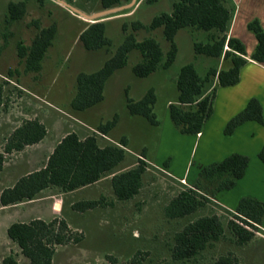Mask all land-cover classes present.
<instances>
[{"label":"trees","instance_id":"trees-1","mask_svg":"<svg viewBox=\"0 0 264 264\" xmlns=\"http://www.w3.org/2000/svg\"><path fill=\"white\" fill-rule=\"evenodd\" d=\"M73 1V0H69ZM130 0H99L101 9H108L128 3ZM146 5H153L159 0H142ZM27 0L10 1L6 8L7 23L21 19L26 13ZM231 20V11L223 0H177L170 11H163L152 17L148 25L141 21L124 22L123 41L95 71H81L76 76V91L70 105L74 110H85L99 103L104 98V86L114 71L126 66L129 53L137 50L141 59L133 65L132 73L144 78L154 73L159 67L169 68L177 54L175 36L180 29L194 28L208 32L206 42L195 41L193 50L196 55L211 58H222L228 67L217 69L209 67L200 74L190 62L184 64L175 78L178 90L176 102L169 103L168 112L172 123L183 134H197L204 121L213 111V100L218 86L233 85L239 80V71L247 62V57L256 61H264V28L257 18L247 23L257 40V45L248 54L244 43L227 35ZM162 28L168 49L164 53L160 43L153 37L138 40L134 34L140 29L155 30ZM127 32V33H126ZM218 33V34H216ZM56 35V26L51 24L41 28L29 46L22 41L17 43V55L25 60L28 70L37 71L40 61ZM78 40L89 51L110 50L113 43L106 35V21L89 23L79 34ZM216 84L208 88L212 81ZM125 105L132 115L144 117L150 124L158 125L159 120L154 112L156 95L153 88L148 89L138 100L128 96L125 89ZM6 97L4 84L0 83V114L5 110ZM118 116L98 125L85 137L76 132L66 133L55 145L47 161L40 169L20 176L0 194V204L10 205L41 197L46 189L55 188L60 193L73 192L82 187L92 185L102 178L111 176L110 185L115 200L125 202L134 199L141 191L144 176L150 164L146 160V151L135 156L132 166L119 169V165L127 158L126 139L117 143H99V134L106 135L117 123ZM247 120L263 121L262 106L256 98L249 100L247 106L227 123L224 131L229 134ZM47 134V128L38 118H25L5 138L0 151V176L6 161V155L23 150L28 145L41 141ZM264 162V148L259 153ZM248 157L233 153L221 161L200 167L194 182L183 186L164 206V215L170 220H179L205 210L215 194L223 189H230L244 175ZM167 166V161L164 162ZM108 203L105 197L99 199H82L72 204V208L84 212L103 207ZM221 208V207H220ZM229 216L217 211L204 213L189 219L174 232L169 248L171 258L175 261L195 259L205 250L225 239L226 228L232 242L243 247L248 244L259 231L264 217V201L253 197H242L236 209L231 212L221 208ZM7 235L16 243L20 252L30 264H52L57 247L69 243H78L82 236L75 233L65 218L54 217L51 220L34 218L27 222H13L7 228ZM1 264H19L13 254L5 256ZM210 264H241L239 256L227 251L217 256Z\"/></svg>","mask_w":264,"mask_h":264},{"label":"rangeland","instance_id":"rangeland-1","mask_svg":"<svg viewBox=\"0 0 264 264\" xmlns=\"http://www.w3.org/2000/svg\"><path fill=\"white\" fill-rule=\"evenodd\" d=\"M10 1L19 0H0V83L4 84L6 97L5 110L0 114V147L4 137L25 118H38L45 124L47 136L43 147L46 148L68 132H76L80 136L85 131L89 132L81 124L82 120L94 126L99 118L106 122L117 114L119 123L109 136L111 139L122 135L128 138L127 158L118 168L132 166L136 160L135 152L141 150L156 157L158 138L167 115V104L177 98L175 78L179 68L192 62L203 73V69L198 66L202 63L197 65L192 52V32L180 30L176 36L179 50L172 66L146 78L132 74L131 66L141 57L137 50L131 52L127 65L108 80L107 98L97 106L99 113L96 109L79 111L72 109L70 105L76 90L77 74L81 71L97 70L110 55L106 49L86 51L78 40L80 32L91 21L75 14L58 0H27L25 15L17 21L7 23L6 8ZM65 1L88 14L101 10L99 0ZM175 1L177 0H159L153 5H146L142 0H137L131 8L106 15L103 19L107 22L106 35L113 43L112 52L124 39V22L129 25L138 20L148 24L153 16L170 11ZM51 24L56 26V35L40 61V68L37 71L28 70L25 60L17 55V43L22 41L29 46L39 30ZM194 35H197L196 31ZM135 36L138 40L153 37L160 43L164 53L168 49L162 28L152 31L140 29ZM127 87L129 96L135 100L141 98L148 89H154V112L160 122L159 126L151 125L142 117L128 114L124 95ZM98 139L101 145L108 143L102 136ZM26 156V152L9 155L8 162L13 164L17 160L22 161ZM184 159L181 152L176 163L181 168ZM195 167V164L192 165L191 172H194ZM181 168L177 170L174 167V171L179 173ZM20 170L23 171L24 167L21 166ZM185 185L184 181L150 165L140 193L125 202L115 200L109 178L69 193L61 194L55 188L46 190L44 196H50L47 200L48 206L52 207L55 202L52 218H65L70 228L82 236L78 243L58 246L52 264H210L213 259L227 251L235 252L241 264H264V243L253 241L245 247H238L232 242L227 228L225 239L195 259L173 260L169 251L172 236L189 219L212 210L224 215V221L229 216L218 205L210 204L195 215L179 220L167 219L164 215L165 204ZM101 196L110 204L84 212L72 208L76 201L99 199ZM33 214L36 211H28L21 216L23 219L12 220H27ZM39 214L43 220L50 218V213L46 210Z\"/></svg>","mask_w":264,"mask_h":264},{"label":"crops","instance_id":"crops-1","mask_svg":"<svg viewBox=\"0 0 264 264\" xmlns=\"http://www.w3.org/2000/svg\"><path fill=\"white\" fill-rule=\"evenodd\" d=\"M223 1L231 11V20L229 23L228 30L226 32L227 35L240 39L244 43L247 53L251 54L257 45V40L254 34L247 29V23L250 20L257 18L260 21L262 27L264 28V0H223ZM106 26H107V22H106ZM180 30L182 31L189 30L192 32L190 37L191 38L190 44L197 65L198 63H202L201 65H198L203 69V73H200L198 71L200 74H204L209 67H216L217 69H221L222 67L225 68L228 67V64L224 63L222 58H211V57L196 55L194 53L193 43L195 41L206 42L208 40L207 31L198 30L194 28H183ZM195 31L197 32L196 36L194 35ZM134 34H136V31L134 32ZM176 36H175V42H176ZM176 44L179 50V45L177 42ZM108 51L110 55L113 53L112 49ZM139 56L141 57L140 53ZM133 65L131 66V71ZM169 68L164 69L159 67L152 74H156L161 70H167ZM120 69L114 71L113 74L108 78V80L115 74V72H117ZM108 80L106 81L104 86L103 100L85 110L96 109L98 110L99 113L100 109L97 108V106H100L101 102L104 103L106 101L107 98L106 85ZM215 84H216V79L212 81V84L208 88L209 92L211 88L215 86ZM126 89H128L129 91L128 87ZM177 98H178V90H177ZM177 98L174 101H169L167 104V113H166L167 115L161 127L160 136L158 138L159 139L158 151L156 152V157H152L150 154L146 152V160L148 161V163L150 165L159 168L164 173H167L168 175L180 181H184L186 185H189L192 184L196 179L200 167L211 164L213 162L221 161L233 153L245 155L246 157H248V164L246 166L244 175L236 181V184L232 188L218 191L212 200L219 207L231 212H233L236 209L238 202L242 197H253L260 201H264V162L259 157V153L264 148V61L259 63L247 57V62L244 65H242L240 68L238 82L233 85L217 87L215 92V97L213 100L212 114L206 121H204L200 131L197 134H183L172 123L169 117L168 105L169 103L176 102ZM252 98H256L262 106L263 121L258 122L256 120H247L241 123L240 125H238L233 130L232 133L229 134L225 133L224 129L227 123L229 122V120L232 117H234L236 114L241 112L247 106L249 100ZM125 101H126V96H125ZM128 114L130 116H139V115H132L129 112ZM101 123H105L104 121H102V118H99L98 122H96L94 126L88 124V122H86L85 120H82L81 124L85 128H87L89 132L85 131L83 136H80L79 134L78 135L80 137H85L87 134L91 133L92 131H96L98 125H100ZM118 123H119V116L115 126H113L106 135L103 134H99V135L106 138V140H108V143L112 142L118 144L121 138H125L126 139L125 148L128 151L127 136L122 135L116 139H111L109 136L110 132L118 125ZM159 125L160 122L158 126ZM7 136L4 137L2 146L0 147V151H2V147L4 145L5 138ZM46 136L38 143H35L33 145H28L21 151L18 152L14 151L6 155V161L4 162V168L0 176V194L4 188L11 187L20 176L27 174L31 171L40 169L45 165L49 154L53 151L56 143L60 140L59 139L56 143L54 142L50 145L48 144V146L44 148L43 144L45 143ZM141 151L135 152L134 155L137 156ZM23 152H26L27 156L24 157L22 161L17 160L13 164L8 162L9 155L20 154ZM181 152L185 156V159L182 163L183 164L182 168L180 167V164H176L177 160H179V156ZM39 156L42 158H39ZM166 160H168L169 162L167 163V166H164L163 164L164 161ZM194 164L196 165L195 170L194 172H191V167ZM21 166L24 167L23 171L20 170ZM174 167L177 170H179L180 168L182 170L179 171V173H177L176 171H174ZM105 178H109L110 181L111 176H107ZM105 178H102L101 180H99L94 184L101 182ZM86 187H82V188H86ZM46 190L42 192L41 197L33 200H28L6 206L0 204V264L3 258L9 254L15 255L19 264L22 263L30 264L29 260L21 254L20 249L16 245V243L11 241L10 238L8 237L7 228L13 222H27L34 218H40L41 214L39 213H43L44 210L50 213L49 214L50 218L48 220H51L52 214L54 212L53 210L55 208V202L52 203V207L48 206L47 200L50 196H46V195L44 196ZM32 210L36 211V214L28 216L29 218H27V220H12V219H23L21 218V216H23L24 213ZM253 241L264 243V217L260 225L259 231L256 232L255 237L245 246L249 245Z\"/></svg>","mask_w":264,"mask_h":264},{"label":"water","instance_id":"water-1","mask_svg":"<svg viewBox=\"0 0 264 264\" xmlns=\"http://www.w3.org/2000/svg\"><path fill=\"white\" fill-rule=\"evenodd\" d=\"M60 1L66 8H68L69 10H71L72 12H74L75 14H78L79 16H81L82 18L91 21L92 22H97V21H104V17L106 15H109L110 13L119 11V10H123V9H127V8H131L132 6H134L137 2V0H130L128 3L119 5V6H115V7H111L108 9H101L99 11H96L94 13L88 14L83 12L82 10L78 9L77 7H75L74 5L70 4L69 2L65 1V0H58Z\"/></svg>","mask_w":264,"mask_h":264}]
</instances>
